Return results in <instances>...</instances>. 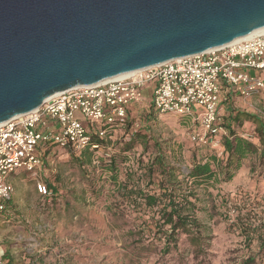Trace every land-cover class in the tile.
<instances>
[{
  "label": "rangeland",
  "instance_id": "1",
  "mask_svg": "<svg viewBox=\"0 0 264 264\" xmlns=\"http://www.w3.org/2000/svg\"><path fill=\"white\" fill-rule=\"evenodd\" d=\"M260 74L264 75V69ZM221 95L220 123L228 107L258 114L264 105V90L247 98L226 89ZM131 111L127 128L132 126L134 132L147 134L148 152L155 151L156 143L170 164L186 170L193 158L202 161L210 153L224 157L220 142L226 134L224 127L225 133L217 136V145L203 146L190 139L194 125L191 116L160 115L149 104H140ZM234 128L252 138L250 122ZM39 151L42 166L36 176L19 170L20 175L13 180L17 184L12 185L8 215L0 227V244L18 252L14 264H242L257 252L256 232L245 235L242 230L243 223L253 224L251 230L264 223V164L258 162L257 155L246 158L251 169L240 178L215 182L207 188L193 185L199 198L196 218L205 238L203 252L195 254L180 235L177 247L170 253H149L144 248L132 262L129 253L121 250L120 239L114 236L118 233V229L113 230L116 219L104 210L112 201L110 191L104 188L98 198L90 190L92 182L104 179L100 169L95 171L87 161L77 164L74 160L78 152L68 147L41 144ZM36 181L53 184L59 195L53 199L40 196ZM259 264H264V258Z\"/></svg>",
  "mask_w": 264,
  "mask_h": 264
},
{
  "label": "water",
  "instance_id": "2",
  "mask_svg": "<svg viewBox=\"0 0 264 264\" xmlns=\"http://www.w3.org/2000/svg\"><path fill=\"white\" fill-rule=\"evenodd\" d=\"M264 27V0H0V123Z\"/></svg>",
  "mask_w": 264,
  "mask_h": 264
},
{
  "label": "built area",
  "instance_id": "3",
  "mask_svg": "<svg viewBox=\"0 0 264 264\" xmlns=\"http://www.w3.org/2000/svg\"><path fill=\"white\" fill-rule=\"evenodd\" d=\"M263 69L264 33L135 70L125 78L72 87L0 123V215L13 192L7 176L16 170L36 176L42 166L41 144L75 152L87 147L109 151L110 145H100L92 136L104 139L112 136V130L124 128L127 108L142 99L143 87L149 83L153 84L155 112L191 116L190 139L200 145H217V136L225 133L220 126L223 90L242 98L263 91ZM258 115L264 118V105ZM35 189L42 197L50 195L43 181H36ZM0 264H4L1 254Z\"/></svg>",
  "mask_w": 264,
  "mask_h": 264
},
{
  "label": "trees",
  "instance_id": "4",
  "mask_svg": "<svg viewBox=\"0 0 264 264\" xmlns=\"http://www.w3.org/2000/svg\"><path fill=\"white\" fill-rule=\"evenodd\" d=\"M246 121L253 125L251 139L234 128ZM220 126L226 129L220 141L224 157L220 159L210 153L202 161L193 158L186 170L170 164L156 143L155 151L149 153L147 134L141 130L132 132L131 127L127 128L128 140L123 137L113 144L108 138L92 136L94 142L105 147L110 145L109 151L99 153L98 149L87 147L78 152V158L74 160L77 164L87 161L95 171L100 169L104 177L99 179L100 182H92L90 190L98 198L104 188L110 191L112 201L104 210L116 219L113 230L118 229V233L114 236L120 239L121 250L129 253L132 262L144 248L149 253H170L177 247L180 235L184 236L195 254L203 252L205 238L196 218L199 198L193 185L207 188L215 182L231 181L244 160L252 155H257L258 162L264 164V118L228 107L227 116ZM137 146L141 147L140 151H137ZM45 184L50 192L47 197L53 199L59 195L53 184ZM9 201L6 200L4 205L10 206ZM251 225L243 223L242 230L245 235L250 231L256 232L257 252L249 255L242 264H259L264 258V223H258L252 230ZM3 261L4 264L14 263L7 257Z\"/></svg>",
  "mask_w": 264,
  "mask_h": 264
},
{
  "label": "crops",
  "instance_id": "5",
  "mask_svg": "<svg viewBox=\"0 0 264 264\" xmlns=\"http://www.w3.org/2000/svg\"><path fill=\"white\" fill-rule=\"evenodd\" d=\"M144 93H143V97L142 99L137 102L136 104H132L130 105L128 108H127V122L131 119V117L133 116V111H131L135 106H139L140 104L142 105H150L152 107V91H153V84L152 83H149L147 85H145L143 87V90ZM153 108V107H152ZM135 116V115H134ZM130 130L133 132L134 129H132V126L130 128ZM127 124L126 126L123 128V127H119L117 128L115 131L112 130V136H110V134L107 135V140L109 142H112V144L114 142H116L117 140H120L124 137V139H129V133H127ZM125 133V134H124ZM126 135V136H124ZM111 138V139H110ZM97 152L99 153H102V150H98ZM248 169H251V167L249 166V160L245 159L244 162H243V165L242 167L237 171L236 175H235V178H240V176L243 174H246ZM20 171L19 170H16L15 172L9 174L7 176V181L10 182L11 185H16L17 182H13V180L15 179V177H18L20 175ZM13 192H14V188H13ZM12 192V194H13ZM12 194H11V197H12ZM11 197H10V200H11ZM9 204H10V201H9ZM6 204L4 205V209L0 215V227L4 226L3 223L5 222V218L7 217L8 213V207L9 206H6ZM1 238V236H0ZM0 253L3 254L1 255V260L3 261L4 257H7V258H10L14 263H16L14 260L16 259V256H17V251L15 248L11 249L9 246H5V244H0ZM13 263V264H14Z\"/></svg>",
  "mask_w": 264,
  "mask_h": 264
},
{
  "label": "bare ground",
  "instance_id": "6",
  "mask_svg": "<svg viewBox=\"0 0 264 264\" xmlns=\"http://www.w3.org/2000/svg\"><path fill=\"white\" fill-rule=\"evenodd\" d=\"M263 33H264V27H263V28H260V29H257V30H255L254 32H252V33H250V34H247V35L241 36V37L235 39V41H236V40H239V39H243V38H248V37L254 36V35H256V34H263ZM233 41H234V40H233ZM211 50H212V49H211ZM133 73H134V71H132V72H130V73H127V74H124V75H120V76H116V77H112V78L104 79V80H102V81H100V82H105V81H108V80H110V79H121V78H125V77H128V76L132 75ZM100 82H99V83H100Z\"/></svg>",
  "mask_w": 264,
  "mask_h": 264
}]
</instances>
